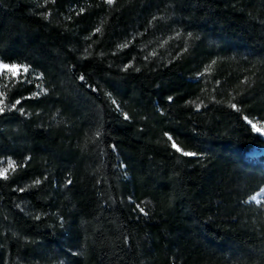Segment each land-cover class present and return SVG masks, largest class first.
Instances as JSON below:
<instances>
[{
	"label": "trees",
	"instance_id": "trees-1",
	"mask_svg": "<svg viewBox=\"0 0 264 264\" xmlns=\"http://www.w3.org/2000/svg\"><path fill=\"white\" fill-rule=\"evenodd\" d=\"M0 62V264H264V0H0Z\"/></svg>",
	"mask_w": 264,
	"mask_h": 264
},
{
	"label": "snow or ice",
	"instance_id": "snow-or-ice-1",
	"mask_svg": "<svg viewBox=\"0 0 264 264\" xmlns=\"http://www.w3.org/2000/svg\"><path fill=\"white\" fill-rule=\"evenodd\" d=\"M47 2V0H46ZM104 3H106L107 5H113L115 3V0H104ZM81 12H83V9H81ZM154 20L156 19L155 17L153 18ZM96 32H100L101 29L100 28H96L95 29ZM86 39H88V37H86ZM128 47V43H124L122 45H118V48L120 49H124V48H127ZM187 50V49H185ZM155 53H153L154 55ZM215 63V61H213V64ZM132 65L131 64H128V65H125L124 66V69L123 70H128L129 68H131ZM211 68V65H209L205 71H209ZM0 71H3V72H6V73H9L12 77H16L20 74L21 71H23L24 73H27L29 71V69L26 67V66H23V65H18V64H7V63H0ZM136 71H139V69H136ZM202 75V74H201ZM37 79H39V77H37ZM80 80L81 81H84L85 80V77L84 75H81L80 76ZM40 87V86H38ZM47 89L43 88V87H40V91L37 92V93H33V97L31 98H35L36 96H39L40 94L42 93H46ZM5 93L4 92H0V113H3L5 111ZM170 101L172 100V97H169L168 98ZM113 104H116L117 102L115 100L112 101ZM192 103V102H190ZM21 104V100L17 99L15 101V103L11 104L10 105V110L11 109H16L17 108V105H20ZM197 109H199L200 105L197 104L196 105ZM230 107H232L234 110L236 111H239V108L238 106L233 103L230 105ZM19 111L23 112V109L20 108L18 109ZM129 117L127 116V114L124 115V119H128ZM245 119H247V117H245ZM248 123L251 125L252 127V130L255 131V132H258V133H261V134H264V127H258L256 123H253L251 120H248ZM167 135V134H166ZM168 140L169 141H173V137L168 135ZM171 147L178 153H181L183 156L185 157H192V156H196L197 153H194V152H189V151H184L180 146H178V144L176 142H172L171 144ZM16 165L14 162L12 161H9L8 162V165L6 168H0V179H3V180H7L9 178L8 176V173L9 171H16ZM41 180L37 179L33 182V185L32 186H37L39 184H41ZM70 183V182H69ZM19 191L21 192H24L26 191L25 188H21L19 189ZM253 200H257V197L256 196H253L252 197ZM137 208L139 209V211L141 213H144V214H147L145 212V209L143 207H140L139 205H137ZM37 219H39V217H36Z\"/></svg>",
	"mask_w": 264,
	"mask_h": 264
},
{
	"label": "rangeland",
	"instance_id": "rangeland-1",
	"mask_svg": "<svg viewBox=\"0 0 264 264\" xmlns=\"http://www.w3.org/2000/svg\"><path fill=\"white\" fill-rule=\"evenodd\" d=\"M0 63H3V62H0ZM7 64H9V63H7ZM11 64H13V63H11ZM20 73H23V71H21ZM0 74L5 76V77L7 75H10L9 73L3 72V71H0ZM245 120L248 123V119H245ZM251 121L253 123H256L258 127H264V123L263 122H256V121H253V120H251ZM249 126H250V128L252 130V127H251L250 124H249ZM253 132H255V131H253ZM255 133L257 135H259L264 140V134H261V133H258V132H255ZM246 154L249 155L251 158H254L255 160L263 161L264 160V146L253 145V146H251L248 149V151H246ZM8 162L9 161L7 159L1 160L0 161V168H6L7 165H8ZM253 196H256L257 200H253L252 199ZM246 201L251 202L254 205H261V207H262V209L264 211V186L260 187L257 191H255L253 194H251L247 198Z\"/></svg>",
	"mask_w": 264,
	"mask_h": 264
}]
</instances>
